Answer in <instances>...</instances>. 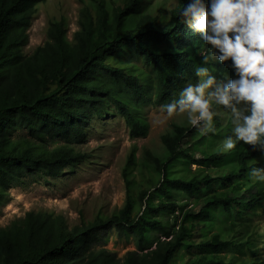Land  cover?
<instances>
[{
    "label": "trees",
    "instance_id": "16d2710c",
    "mask_svg": "<svg viewBox=\"0 0 264 264\" xmlns=\"http://www.w3.org/2000/svg\"><path fill=\"white\" fill-rule=\"evenodd\" d=\"M44 1L0 0V201L12 188L57 177L85 161L88 153L76 147L86 141L94 120L118 113L131 139L145 137L149 125L142 108L178 100L185 82L196 79V67L213 66L216 75H235L230 59L204 62L208 48L202 34L178 19L188 0H176L168 17L153 11L162 9L156 0H79L72 40L67 38V18L61 16L48 22L45 42L25 54L27 30ZM116 55L126 61L137 58L148 72L109 63ZM187 136L183 126L172 123L161 135L165 156L147 153L160 179L153 191L141 192L140 214L132 215L127 198L107 219L68 228L60 214L28 211L0 227V264H173L181 249L189 256L183 264H264L221 255L228 246L255 253L253 239L208 234L212 210L241 215L262 207L264 189L244 188L242 181L260 153L238 142L228 172L173 176L180 161H190V169L191 163L225 160L224 153L193 157L184 147ZM175 192L198 199L199 209L182 211ZM153 196L165 200L153 203ZM162 213L174 222L163 223L157 218ZM111 229L119 236L132 235L140 251L118 258L93 247L100 233ZM150 232L159 236L152 241Z\"/></svg>",
    "mask_w": 264,
    "mask_h": 264
},
{
    "label": "rangeland",
    "instance_id": "374dc122",
    "mask_svg": "<svg viewBox=\"0 0 264 264\" xmlns=\"http://www.w3.org/2000/svg\"><path fill=\"white\" fill-rule=\"evenodd\" d=\"M162 7V11L154 8L158 15L161 13L168 17L176 0H156ZM208 1H205L207 5ZM81 7L79 0H45L37 5V11L27 30L28 42L23 51L31 54L46 40L48 22L65 16L68 22V40H72L74 31L77 30L78 11ZM207 55L212 61H218L211 56L212 46L207 44ZM109 63L123 65L127 70L144 69L140 61L133 57L126 61L124 57L114 56ZM207 68V67H205ZM218 84H226L229 80L238 78L234 74L216 75L213 66L207 68ZM200 78L194 81L187 80L179 90L180 93L189 84L195 85ZM213 90V89H210ZM211 110L216 113L213 116L211 127L214 131H205L203 122L193 127L187 120V113H177L167 117L160 107L145 106L142 115L148 121V131L145 137L131 139L123 118L115 113L103 119L94 120L88 128V136L84 143L77 145L76 149L88 153V158L78 164L73 170L64 168L57 177H44L35 182H30L22 187H15L8 191L7 198L0 201V227L8 226L16 218H21L28 211L48 212L60 214L64 222L71 228L93 222L96 218L107 219L116 213L128 198L133 205L132 215L141 213L143 209L140 194L142 191H153L158 184L160 175L156 172L149 160L147 153L158 158L165 156V148L161 142V135L171 130L172 123L183 126L188 133V143L184 147L189 148V153L195 158L206 157L214 153H224L225 160L210 164H193L180 161L174 169L178 172L173 176L182 177L208 174L212 177L222 175L232 169V158L235 152H223L221 146L223 140L232 135V116L230 109L223 105L211 103ZM237 107H244L243 104ZM160 120V123L157 121ZM186 170L180 172L181 167ZM251 167H264V159L260 157L249 164ZM249 168V169H250ZM242 180L244 188L254 185L264 189V182L250 178ZM173 199L182 211L196 212L200 202L183 192H175ZM165 198L153 196L150 201L158 203ZM180 213V209L176 214ZM175 214V215H176ZM163 223L172 224L173 216L162 213L157 217ZM208 223V234L220 232L225 239L244 241L253 239L255 253L243 248L238 253L232 246H228L222 253L225 260L235 256L238 261L263 262L264 263V203L255 212L245 211L241 215L236 213L226 214L216 209L212 210ZM159 236L158 232H150L149 237L153 241ZM100 239L93 243L95 248H105L122 258L127 251H140L136 240L132 235L119 236L115 229L100 233ZM194 255L197 252L192 249ZM189 258L188 254L181 249L173 264H183Z\"/></svg>",
    "mask_w": 264,
    "mask_h": 264
},
{
    "label": "clouds",
    "instance_id": "9594fccd",
    "mask_svg": "<svg viewBox=\"0 0 264 264\" xmlns=\"http://www.w3.org/2000/svg\"><path fill=\"white\" fill-rule=\"evenodd\" d=\"M181 23L199 32L212 46L211 56L220 62L231 60L238 78L218 84L205 67H196L200 78L179 93V99L160 106L167 117L187 113L193 127L203 122L211 127V103L230 109L232 128L222 142L221 151L229 152L243 142L264 159V0H188L178 14ZM210 57L205 55V63ZM213 89V90H210ZM243 104L244 107H237ZM161 121L158 120L157 123ZM250 178L264 182V167H251Z\"/></svg>",
    "mask_w": 264,
    "mask_h": 264
}]
</instances>
